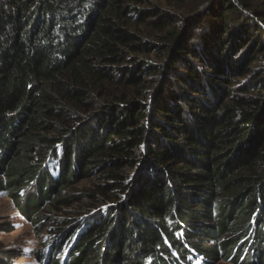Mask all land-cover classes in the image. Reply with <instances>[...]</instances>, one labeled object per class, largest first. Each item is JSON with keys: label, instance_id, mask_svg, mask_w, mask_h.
Instances as JSON below:
<instances>
[{"label": "trees", "instance_id": "16d2710c", "mask_svg": "<svg viewBox=\"0 0 264 264\" xmlns=\"http://www.w3.org/2000/svg\"><path fill=\"white\" fill-rule=\"evenodd\" d=\"M205 1L178 20L146 0H0V192L32 222L77 200L89 215L54 219L47 264H177L179 231L205 264H264V0Z\"/></svg>", "mask_w": 264, "mask_h": 264}, {"label": "rangeland", "instance_id": "374dc122", "mask_svg": "<svg viewBox=\"0 0 264 264\" xmlns=\"http://www.w3.org/2000/svg\"><path fill=\"white\" fill-rule=\"evenodd\" d=\"M201 2V3H200ZM205 0H146L144 9L160 11L162 13H167L169 16H173L176 19L191 17L192 13L197 16L201 13L202 6L205 4ZM202 19V18H200ZM179 20V19H178ZM201 22V20H200ZM207 21L202 20V25L204 26ZM145 38L151 41H158L159 37H163L162 34L166 33L167 29L162 32L158 30L149 28L143 29ZM142 31V29H141ZM199 33L198 28H194L188 39L196 37ZM157 42V43H158ZM156 43V44H157ZM161 46V44H158ZM259 64H262L261 58L258 59ZM260 69V68H258ZM150 97V95H148ZM90 127L94 128V124H90ZM97 177L87 178L77 185L71 186L66 192L61 195H73L76 197H82L81 193L95 190ZM28 198L29 196H34L35 189L26 188L25 190ZM36 198V194H35ZM32 200V199H30ZM76 202H78L76 204ZM81 200L75 201L74 204L69 206L59 207L55 209L54 207L46 206L40 213L41 216H45L47 219L43 220L42 217L37 218L36 222L27 220L26 217L21 213L20 208L14 203L10 198L7 197L5 192H0V262L3 264H41L44 256V251L46 252L54 237H58V232L60 228L53 225L55 218L72 220L75 218L74 214L79 212V207L82 205ZM21 207V206H20ZM59 211V213H58ZM58 213V214H57ZM89 215L80 214L75 218V223L81 224L84 230L87 228V220L89 221ZM73 222V224H74ZM8 231V232H5ZM204 246H210L209 243L203 242ZM70 245L69 241H63L61 243L60 249H68ZM58 250V251H61ZM56 250V253L58 252ZM65 251V250H64ZM62 254V253H61ZM59 254V255H61ZM58 255V253H57ZM62 256V255H61ZM51 262V255H49ZM59 258V262H60ZM124 263V261H122ZM121 262V263H122ZM212 264V263H211ZM213 264H232L231 262H225L224 260H217ZM260 264V263H254Z\"/></svg>", "mask_w": 264, "mask_h": 264}]
</instances>
